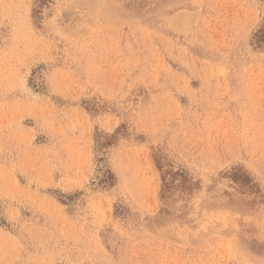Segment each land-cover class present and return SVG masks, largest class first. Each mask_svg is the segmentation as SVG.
<instances>
[{"label": "rangeland", "instance_id": "1", "mask_svg": "<svg viewBox=\"0 0 264 264\" xmlns=\"http://www.w3.org/2000/svg\"><path fill=\"white\" fill-rule=\"evenodd\" d=\"M0 264H264V0H0Z\"/></svg>", "mask_w": 264, "mask_h": 264}, {"label": "bare ground", "instance_id": "2", "mask_svg": "<svg viewBox=\"0 0 264 264\" xmlns=\"http://www.w3.org/2000/svg\"><path fill=\"white\" fill-rule=\"evenodd\" d=\"M234 148V147H233ZM100 204V203H99ZM97 207V206H96Z\"/></svg>", "mask_w": 264, "mask_h": 264}]
</instances>
